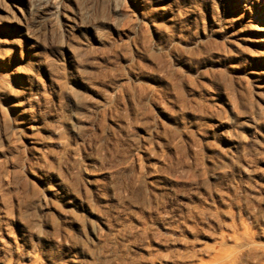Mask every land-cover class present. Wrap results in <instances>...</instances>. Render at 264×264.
<instances>
[{"label":"rangeland","instance_id":"1","mask_svg":"<svg viewBox=\"0 0 264 264\" xmlns=\"http://www.w3.org/2000/svg\"><path fill=\"white\" fill-rule=\"evenodd\" d=\"M0 0V264H264V0Z\"/></svg>","mask_w":264,"mask_h":264},{"label":"bare ground","instance_id":"2","mask_svg":"<svg viewBox=\"0 0 264 264\" xmlns=\"http://www.w3.org/2000/svg\"><path fill=\"white\" fill-rule=\"evenodd\" d=\"M46 5H47V0H38L36 7L34 9L35 14H37V15L41 14L45 10V8L47 7Z\"/></svg>","mask_w":264,"mask_h":264}]
</instances>
